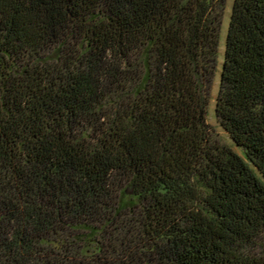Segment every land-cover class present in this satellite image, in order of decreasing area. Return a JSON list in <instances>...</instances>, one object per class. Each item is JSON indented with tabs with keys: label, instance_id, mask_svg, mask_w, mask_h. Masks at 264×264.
I'll return each instance as SVG.
<instances>
[{
	"label": "trees",
	"instance_id": "16d2710c",
	"mask_svg": "<svg viewBox=\"0 0 264 264\" xmlns=\"http://www.w3.org/2000/svg\"><path fill=\"white\" fill-rule=\"evenodd\" d=\"M0 0V264H264V0ZM129 186L131 193H127Z\"/></svg>",
	"mask_w": 264,
	"mask_h": 264
},
{
	"label": "rangeland",
	"instance_id": "374dc122",
	"mask_svg": "<svg viewBox=\"0 0 264 264\" xmlns=\"http://www.w3.org/2000/svg\"><path fill=\"white\" fill-rule=\"evenodd\" d=\"M232 5H233V0H226L222 23H221V30H220L217 70L214 76V82L210 92V97L207 107V124L209 125L212 136L216 140L224 144H227L233 149H235V151L240 152L239 148L235 145L229 134L221 126V123L219 122V119L216 115V100H217L219 84H220V72L224 60L226 37H227ZM126 188H127L126 189L127 193L130 194L131 189H129V186H126Z\"/></svg>",
	"mask_w": 264,
	"mask_h": 264
}]
</instances>
